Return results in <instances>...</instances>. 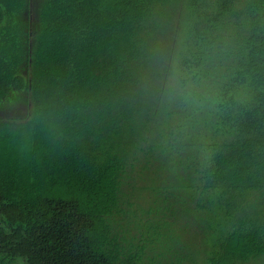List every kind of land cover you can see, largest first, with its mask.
<instances>
[{
    "label": "trees",
    "instance_id": "obj_1",
    "mask_svg": "<svg viewBox=\"0 0 264 264\" xmlns=\"http://www.w3.org/2000/svg\"><path fill=\"white\" fill-rule=\"evenodd\" d=\"M264 264V0H0V264Z\"/></svg>",
    "mask_w": 264,
    "mask_h": 264
},
{
    "label": "rangeland",
    "instance_id": "obj_2",
    "mask_svg": "<svg viewBox=\"0 0 264 264\" xmlns=\"http://www.w3.org/2000/svg\"><path fill=\"white\" fill-rule=\"evenodd\" d=\"M17 264H24V263H23V261L18 260V263Z\"/></svg>",
    "mask_w": 264,
    "mask_h": 264
}]
</instances>
